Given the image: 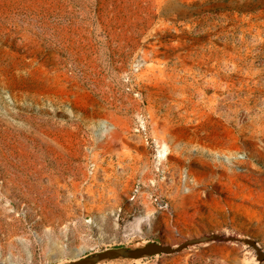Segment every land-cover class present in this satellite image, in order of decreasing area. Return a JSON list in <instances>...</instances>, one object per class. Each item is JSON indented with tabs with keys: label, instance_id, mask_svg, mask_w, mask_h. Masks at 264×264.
Returning <instances> with one entry per match:
<instances>
[{
	"label": "rangeland",
	"instance_id": "obj_1",
	"mask_svg": "<svg viewBox=\"0 0 264 264\" xmlns=\"http://www.w3.org/2000/svg\"><path fill=\"white\" fill-rule=\"evenodd\" d=\"M203 234L264 249V0H0V262Z\"/></svg>",
	"mask_w": 264,
	"mask_h": 264
},
{
	"label": "water",
	"instance_id": "obj_2",
	"mask_svg": "<svg viewBox=\"0 0 264 264\" xmlns=\"http://www.w3.org/2000/svg\"><path fill=\"white\" fill-rule=\"evenodd\" d=\"M208 243H236L247 245L254 251L257 262H264V249L251 238H239L221 234H203L185 238L176 245L149 242L138 247H115L94 252L82 257H76L64 263L57 264H103L112 261H137L159 255L178 254L190 247ZM0 264H5L0 262Z\"/></svg>",
	"mask_w": 264,
	"mask_h": 264
},
{
	"label": "bare ground",
	"instance_id": "obj_3",
	"mask_svg": "<svg viewBox=\"0 0 264 264\" xmlns=\"http://www.w3.org/2000/svg\"><path fill=\"white\" fill-rule=\"evenodd\" d=\"M222 235V234H221Z\"/></svg>",
	"mask_w": 264,
	"mask_h": 264
}]
</instances>
